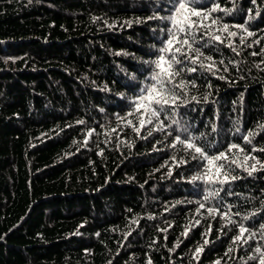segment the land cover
<instances>
[{
  "label": "trees",
  "instance_id": "trees-1",
  "mask_svg": "<svg viewBox=\"0 0 264 264\" xmlns=\"http://www.w3.org/2000/svg\"><path fill=\"white\" fill-rule=\"evenodd\" d=\"M175 7L0 0V264H259L264 0H190L192 29ZM160 55L176 100L136 112Z\"/></svg>",
  "mask_w": 264,
  "mask_h": 264
},
{
  "label": "snow or ice",
  "instance_id": "snow-or-ice-1",
  "mask_svg": "<svg viewBox=\"0 0 264 264\" xmlns=\"http://www.w3.org/2000/svg\"><path fill=\"white\" fill-rule=\"evenodd\" d=\"M254 2V0H253ZM174 3L176 4L175 7V13L176 15L171 17L173 23H177V17L183 16L184 21H187L188 23V28L192 29L196 27V21L191 20V16H196L200 17L202 16V13L199 11H196L194 8L190 7V0H174ZM218 7V6H217ZM217 8L214 7L211 9V11H216ZM190 14V15H189ZM207 13L203 14L204 18H207ZM213 23H216L215 20H213ZM237 27H243V25H238ZM224 31H227V25H225ZM246 30V29H245ZM179 31L183 32L185 31L184 28H180ZM254 33L248 32L249 36H252ZM230 35H236V33H230ZM216 40H220L219 36L214 37ZM173 41H176L177 43H181L184 45H188L189 49L192 51H195L197 55L195 57H187L186 53L181 52L180 48H175L173 45ZM166 47L160 49L162 53H171L173 52V49L176 53H180L181 55L186 56L191 60L192 63H196L197 60L199 59V56L202 55V53L199 52V49H191V45L189 44V41L187 39L185 40H179V38L175 35V33L172 34L171 38L167 40L166 42ZM151 63H154L156 66V69L158 71H155L154 74L152 75L151 79L153 81H156V83L151 84L147 86L145 89H142L141 91L145 92V95L139 96L135 102V111L140 112L142 109L145 110V112H150L151 116H158V111L153 105H158L163 108L164 105L169 104L170 99L171 102L174 103L176 100V96L172 95L169 98V93L166 90V83H172L173 78L177 75H179V71L174 68V64H180L182 63L181 60H179L176 55H172L171 59L166 57L165 55H160L157 60L152 61ZM204 65L202 64L201 67ZM209 68L212 67V65L208 66ZM188 71L190 72H195V68H189ZM176 87L183 88L185 87L184 83L181 82L180 84H177ZM128 115H134L133 112H129ZM128 123L131 125V121H128ZM145 123L144 120L140 121L141 126H143ZM148 123H151V119L148 120ZM137 132L139 129H135ZM251 135V133H250ZM247 139V137H245ZM177 142L185 144V146L188 149H193L196 153H199L201 156H205V153L200 147H197L193 142L191 141H182L180 140V137H176ZM175 145H173L174 147ZM231 147L235 148L238 147L237 145H232ZM261 151H264V149H261ZM195 159V157H193ZM205 158H207L205 156ZM227 157L225 156L224 153H221L219 156L212 157V158H207L208 164L209 165H214V162L216 160H221V159H226ZM217 167V173L219 174L220 170L223 168V165H218ZM253 170H255L253 168ZM198 177H193V179H197ZM233 179H235L233 177ZM209 182H211V177H209ZM221 183H226L227 182V176H225V179L220 181ZM227 215V214H225ZM264 228V225L261 226ZM248 229L245 228L243 225L240 226V235L236 237V240H240L243 237V234L247 232ZM202 249H197V252L201 251ZM257 252H260V249H256ZM219 264V262H217ZM259 264H264V254H261V259Z\"/></svg>",
  "mask_w": 264,
  "mask_h": 264
}]
</instances>
